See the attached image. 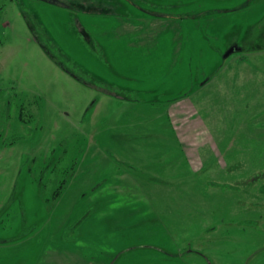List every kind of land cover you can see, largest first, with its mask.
Returning a JSON list of instances; mask_svg holds the SVG:
<instances>
[{
    "label": "rangeland",
    "instance_id": "rangeland-1",
    "mask_svg": "<svg viewBox=\"0 0 264 264\" xmlns=\"http://www.w3.org/2000/svg\"><path fill=\"white\" fill-rule=\"evenodd\" d=\"M60 1L72 6L0 0V264H75L69 251L83 264L116 253V264H176L191 248L214 264H264V236L238 231L216 206L128 222L142 195L95 200L129 167L132 135L170 131L176 98L196 102L219 143L264 128V0ZM234 43L242 50L225 58Z\"/></svg>",
    "mask_w": 264,
    "mask_h": 264
},
{
    "label": "crops",
    "instance_id": "crops-1",
    "mask_svg": "<svg viewBox=\"0 0 264 264\" xmlns=\"http://www.w3.org/2000/svg\"><path fill=\"white\" fill-rule=\"evenodd\" d=\"M167 116L170 120V131L159 132L150 129L154 132L147 134L146 137L132 135L133 138H138L137 142L128 139L127 145L122 146L123 148L127 146V149H122L124 150L122 152L126 151L124 155L129 156V167L125 166L127 169L122 172L116 169L113 172L116 177L114 179L116 185L112 187V190L106 191L107 195H100L95 200L112 201L118 197V194H129L134 198L142 195L144 199L142 204H132L133 210L126 215L128 222L134 215L145 217L147 215L145 211L151 213L159 211L166 215L168 212L172 214L175 210L174 214H177L183 208L191 211L190 215H195L194 209L199 208L197 216L200 214L208 216L212 213L211 209L216 206L221 214L223 213L233 220L229 225H237L238 231L246 232L248 229H253L254 232L259 233L258 236L263 237L264 128L255 125L254 129L250 128L253 130L252 134L247 133L246 129L234 132L232 135L228 134V137L225 134V141L219 143L199 111L198 105L188 95L171 101L168 104ZM106 133L110 136L109 131ZM126 133V130L122 131L116 138L119 140L121 137L122 141H126L128 137L130 138V135ZM232 136L236 137L232 138ZM134 161L143 168L142 175L149 176L148 183L144 187L146 193L136 192L138 191L137 186H139L137 181L139 173L136 172ZM119 179L124 181L119 182ZM123 183L128 187L124 186V189L121 185ZM200 183L206 184L205 191L200 188ZM172 184L174 190L171 189V196L168 197L166 190ZM88 216H92V214ZM68 217L71 219L73 215L70 214ZM89 219L90 217L84 222L83 219L80 222L85 223ZM110 219H113L112 215L108 221ZM206 226H212L203 229L207 233H209L208 230L217 232L219 229L217 224H206ZM83 237L84 233L81 229L80 235L78 234L75 239L67 240V244H74ZM194 238L188 240L191 247L195 245ZM161 248L172 253L166 248ZM129 249L133 248L125 249L124 252ZM158 251L164 256L165 262H168L167 258H172L167 252ZM69 253V256L75 258V264L87 263L81 259V257L85 259V256L78 255L73 251H69ZM177 253L179 252H174L175 255ZM194 254L205 260L203 262L196 261L193 258ZM116 255L119 254L110 255L113 259L111 258L109 264L117 263ZM178 255L175 258L178 261L174 260L176 264L187 263L185 258L190 259L194 264H214L209 257L197 249L191 248L185 254L186 256L184 254L182 256L181 253L179 257ZM58 256L62 255L58 253ZM113 256H116L115 259Z\"/></svg>",
    "mask_w": 264,
    "mask_h": 264
},
{
    "label": "water",
    "instance_id": "water-1",
    "mask_svg": "<svg viewBox=\"0 0 264 264\" xmlns=\"http://www.w3.org/2000/svg\"><path fill=\"white\" fill-rule=\"evenodd\" d=\"M46 2H50V3H54L60 6H64V7H71V5H68L60 0H44ZM242 47H240L238 44H233L230 46L229 50L226 52L225 54V58L229 57L233 52L235 51H241Z\"/></svg>",
    "mask_w": 264,
    "mask_h": 264
},
{
    "label": "trees",
    "instance_id": "trees-1",
    "mask_svg": "<svg viewBox=\"0 0 264 264\" xmlns=\"http://www.w3.org/2000/svg\"><path fill=\"white\" fill-rule=\"evenodd\" d=\"M71 6H72V5H71ZM62 187H63V185L57 189V191H56V193H55V195H54V198H55V199H57V198L59 197V195H61V193H62V191H63V190H62Z\"/></svg>",
    "mask_w": 264,
    "mask_h": 264
}]
</instances>
